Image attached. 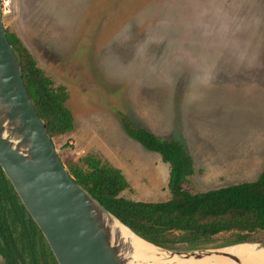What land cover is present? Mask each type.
<instances>
[{"label":"rangeland","instance_id":"374dc122","mask_svg":"<svg viewBox=\"0 0 264 264\" xmlns=\"http://www.w3.org/2000/svg\"><path fill=\"white\" fill-rule=\"evenodd\" d=\"M1 7L6 30L67 92L75 128L52 139L64 165L92 154L122 172L123 198L169 200V166L125 134L124 116L185 146L194 173L183 188L191 194L262 172L264 0H39L27 29L41 42H64L57 52ZM257 239L264 243L263 234Z\"/></svg>","mask_w":264,"mask_h":264},{"label":"trees","instance_id":"16d2710c","mask_svg":"<svg viewBox=\"0 0 264 264\" xmlns=\"http://www.w3.org/2000/svg\"><path fill=\"white\" fill-rule=\"evenodd\" d=\"M5 32L19 60L27 94L49 137L72 133L74 119L65 106V88L55 87L20 40ZM121 124L131 140L169 166V200L152 203L123 198L121 193L129 185L122 172L92 154L64 165L74 181L121 224L142 240L171 251L180 245L192 251L260 242L258 236L264 235V168L253 182L191 194L183 188L194 173L185 146L159 139L131 125L124 116ZM0 255L6 264H57L1 168Z\"/></svg>","mask_w":264,"mask_h":264},{"label":"water","instance_id":"95a60500","mask_svg":"<svg viewBox=\"0 0 264 264\" xmlns=\"http://www.w3.org/2000/svg\"><path fill=\"white\" fill-rule=\"evenodd\" d=\"M0 168L57 264H128L104 219L105 215L113 216L69 175L30 101L19 60L3 26L1 5ZM255 245L253 255L264 252V243ZM227 247L187 252L157 248L170 258L202 261L218 257V251ZM228 258L241 264L237 258ZM0 264H6L2 255Z\"/></svg>","mask_w":264,"mask_h":264},{"label":"bare ground","instance_id":"6f19581e","mask_svg":"<svg viewBox=\"0 0 264 264\" xmlns=\"http://www.w3.org/2000/svg\"><path fill=\"white\" fill-rule=\"evenodd\" d=\"M104 219L111 231L112 238L116 242L115 246L120 248L128 264H234L228 257L239 259L241 264H264V252L253 255L256 243L227 247L218 251V257L213 256L202 261H181L176 256L170 258L169 254L140 240L113 217L105 215ZM157 255L159 257H156Z\"/></svg>","mask_w":264,"mask_h":264},{"label":"crops","instance_id":"0c3cea01","mask_svg":"<svg viewBox=\"0 0 264 264\" xmlns=\"http://www.w3.org/2000/svg\"><path fill=\"white\" fill-rule=\"evenodd\" d=\"M38 3H39V0H6V3L4 4V6L8 5L9 14L13 13L15 15V19H16V22L18 23V27L20 28V30H22V32H24V34H26L27 37L35 40L38 43V45L45 46L47 48V51L51 50V51L57 52V51H60V50H58L59 48L60 49H63V48L67 49L66 44H64V42H60V41L55 42V41H52L50 39H48L49 43L41 42L35 33L31 32L27 29L28 22L34 21L36 19V18H29L28 19L27 13H28V11L35 9L37 7ZM235 27H238V26H235ZM4 29L6 30L5 26H4ZM9 33L15 35L20 40L22 45L26 48L28 53L32 56V58L35 61V58L33 55L35 50L34 49L31 50L30 47L27 45V42L24 39H21L20 37H18V35L15 31L9 32ZM43 51H44V49H43Z\"/></svg>","mask_w":264,"mask_h":264},{"label":"built area","instance_id":"2783aa9c","mask_svg":"<svg viewBox=\"0 0 264 264\" xmlns=\"http://www.w3.org/2000/svg\"><path fill=\"white\" fill-rule=\"evenodd\" d=\"M6 3V0H0V5H4Z\"/></svg>","mask_w":264,"mask_h":264}]
</instances>
